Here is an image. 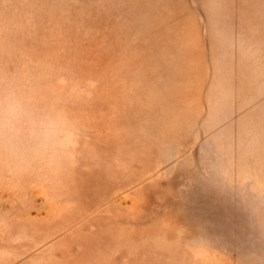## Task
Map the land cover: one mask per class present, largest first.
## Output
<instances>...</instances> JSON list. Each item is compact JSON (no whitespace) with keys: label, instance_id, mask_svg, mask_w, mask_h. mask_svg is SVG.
<instances>
[{"label":"rangeland","instance_id":"374dc122","mask_svg":"<svg viewBox=\"0 0 264 264\" xmlns=\"http://www.w3.org/2000/svg\"><path fill=\"white\" fill-rule=\"evenodd\" d=\"M9 93L0 264H264V0H0Z\"/></svg>","mask_w":264,"mask_h":264},{"label":"clouds","instance_id":"9594fccd","mask_svg":"<svg viewBox=\"0 0 264 264\" xmlns=\"http://www.w3.org/2000/svg\"><path fill=\"white\" fill-rule=\"evenodd\" d=\"M53 120L38 116L28 102L14 93L0 96V148L35 153L52 150L49 128Z\"/></svg>","mask_w":264,"mask_h":264},{"label":"crops","instance_id":"0c3cea01","mask_svg":"<svg viewBox=\"0 0 264 264\" xmlns=\"http://www.w3.org/2000/svg\"><path fill=\"white\" fill-rule=\"evenodd\" d=\"M31 222H34L31 224ZM9 225L13 226L14 228L10 229L9 232L13 235H16V234H19L23 237H29V227L32 225H37V226H41V225H44L43 223H40L39 220H34V221H31L30 219H16V218H13V219H10L9 220ZM43 232V231H40V228H38V230L36 231V234L37 235H40V233Z\"/></svg>","mask_w":264,"mask_h":264}]
</instances>
